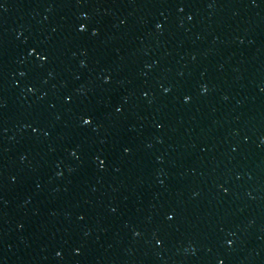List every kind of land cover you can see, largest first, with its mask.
<instances>
[{"label":"water","instance_id":"water-1","mask_svg":"<svg viewBox=\"0 0 264 264\" xmlns=\"http://www.w3.org/2000/svg\"><path fill=\"white\" fill-rule=\"evenodd\" d=\"M0 264H264V0H0Z\"/></svg>","mask_w":264,"mask_h":264},{"label":"snow or ice","instance_id":"snow-or-ice-1","mask_svg":"<svg viewBox=\"0 0 264 264\" xmlns=\"http://www.w3.org/2000/svg\"><path fill=\"white\" fill-rule=\"evenodd\" d=\"M158 27H159V25H157ZM80 28L81 29H83L84 28V25L83 24H81L80 25ZM46 57H44V56H41L40 57V59H45ZM188 99V97L187 96H185V100H187ZM118 111H119V109H117ZM82 123L83 124H85V125H88L89 123H91V117H89V116H85V117H83V119H82ZM125 151H127V149H125ZM169 219H171V216H169ZM157 243H160V241H157ZM229 243H231V241H229Z\"/></svg>","mask_w":264,"mask_h":264}]
</instances>
